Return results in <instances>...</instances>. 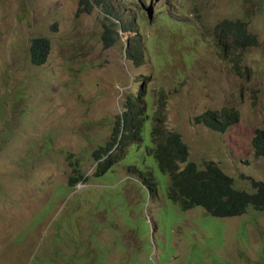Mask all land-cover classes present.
<instances>
[{
	"label": "rangeland",
	"instance_id": "obj_1",
	"mask_svg": "<svg viewBox=\"0 0 264 264\" xmlns=\"http://www.w3.org/2000/svg\"><path fill=\"white\" fill-rule=\"evenodd\" d=\"M101 2L121 22L133 19L144 63L127 58L122 30L115 43L103 40L116 24L94 3L88 11L80 0H0V264H264V213L183 210L167 195L150 130L93 177L94 151L137 95V109L181 133L189 160L216 162L244 190L264 181V156L253 146L264 122V0ZM226 18L245 19L260 46L223 50L217 25ZM177 19L201 28L182 53L176 47H188L189 36ZM39 36L51 51L34 65L29 49ZM224 107L241 112L225 132L193 121ZM74 159L91 181L71 187ZM139 170L151 172L153 192Z\"/></svg>",
	"mask_w": 264,
	"mask_h": 264
},
{
	"label": "trees",
	"instance_id": "obj_2",
	"mask_svg": "<svg viewBox=\"0 0 264 264\" xmlns=\"http://www.w3.org/2000/svg\"><path fill=\"white\" fill-rule=\"evenodd\" d=\"M99 1V0H96ZM87 2V0H85ZM107 10V7H104ZM242 23V22H238ZM133 21L129 22L128 27L135 31ZM233 25L231 22H224L219 25V29ZM115 35L116 38L113 36ZM103 37L110 43H115L119 36L115 26H106ZM126 56L133 63L140 65L145 62L147 54L143 48L140 36H135L127 41ZM145 49V50H144ZM30 60L34 65H41L46 62L47 56L51 51V41L49 38L39 36L32 39L30 45ZM139 97L129 95L127 103L124 104L125 112L118 116L115 121L110 140L104 145H100L94 151L93 156L96 168L93 177H101L109 171L118 159L121 151L134 143L143 141L144 130H150L153 148L151 153L154 159L163 168L172 171L173 167H178L179 162H185L188 157V146L177 132L167 131L155 117L149 115L144 109H137L136 105ZM239 119L238 112L232 113L228 110L221 112L207 111L197 117V121L203 122L206 126L225 131ZM145 130V131H146ZM117 147L115 157L111 155L113 147ZM253 146L257 156H264V127L256 130L253 138ZM73 171L69 178V185L75 187L83 181H91L84 171L81 170V163L78 159L72 161ZM140 171V170H139ZM185 172L191 176L194 182L193 190L178 180L174 181V190L179 198L173 197L182 207L204 206L211 214L222 217L240 216L253 207L264 213V183L254 182V191L238 190L234 187V179L225 174L220 167L211 162L206 165L204 170H200L195 163H188ZM141 176L143 174L141 173Z\"/></svg>",
	"mask_w": 264,
	"mask_h": 264
},
{
	"label": "clouds",
	"instance_id": "obj_3",
	"mask_svg": "<svg viewBox=\"0 0 264 264\" xmlns=\"http://www.w3.org/2000/svg\"><path fill=\"white\" fill-rule=\"evenodd\" d=\"M80 2L83 3V2H85V0H80ZM87 3H89V8L86 9L88 11H91L93 9V3L96 4V5H98L101 8H104L103 7V3L101 2V0H99V1H96V0H87ZM105 11L107 12V14L109 16L110 23H115L116 24L115 25V29H116V32H117V34L119 36V39L121 38L120 33H119L120 30H122L123 32L126 33L127 40L125 41V44H126L127 41H129L130 39H133L135 36H140V35H138L139 34L138 31H136L137 32V35L136 34H133L134 31H132V29L130 27H128L129 22H132L133 21L132 18L126 20L125 22H121V17H120V14L119 13H116V12H114L113 10H111L109 8H107V10H105ZM242 14H243L244 17H247V16L251 15L250 12L245 13L243 10H242ZM177 20H179L180 22H182L180 31L183 32V33L188 34V36H189V46L188 47H184V48L176 47L177 51L180 52V53H182L185 50L191 49V47H192V44L190 43V37H191L192 30L193 29L201 30V28H198L196 25L189 26L186 23V21L183 20V19H177ZM224 22H231V23H233V25L226 26V28L224 29V31H222V29H219V25H222V23H224ZM238 22H242V23H238ZM117 25L119 26V28L117 27ZM133 27H134V25H133ZM136 29H137V27H135V30ZM217 29L220 30L219 35L227 37V39L224 40L225 41L224 44L222 45V48L225 51H226V49L227 50L234 49L236 51L245 52V51H249V50L258 48L260 46V44H261V40H260V37H259L258 33L257 32H254L253 30H251L250 24H248V22L245 19H242V18H238V19H235V20L228 19V18L223 19V20H221L218 23ZM101 37L103 38V40H105L107 43H109L108 40H106V38L103 37V32H102ZM127 46H128V43H127ZM127 46H126L125 51L127 50ZM145 49H146L145 53H147V45H146ZM190 71H191L190 68H186L185 70H183L181 72V74L186 75ZM223 110H228L229 112H232V113L238 112L239 119H238V121L236 123H238L240 121V119H241V112H240V110L238 108H235V107H233V108H226V107H224V108H218V109L208 108L204 112L196 115L194 117L193 121L196 124H200V123L201 124H204L203 122L197 121V117L198 116L204 114L207 111H217V112H221ZM236 123H234L232 125H235ZM262 124H263V126H259V127H257V129L260 128V127H264V122ZM230 127H228V128H230ZM208 128H210V127H208ZM210 129H212V128H210ZM212 130H215V129H212ZM215 131H219V130H215ZM172 132H177V133H179L181 135V133L178 132V131H172ZM255 134H256V131H255ZM255 134H254V136H255ZM136 142H138V141H136ZM137 144H141V143L139 142ZM151 150H150V152H151ZM189 157H190V148L188 147V157H187V160L185 162H179L178 167H173L172 168V171L169 170V169H167V168H163L159 163H157L159 165L160 169L164 170L168 174V176H169V184H168V189H167V195L172 200H174L173 197H176V198L180 199L178 193H176L175 190H174V181H175V179L178 180L181 184H183V185H185V186H187V187H189V188H191L193 190V187H194L193 179L191 178V176L189 174H187L185 172V167L187 166L188 163H191V162L192 163H195L200 170H204L206 168V165L208 163H211V162L215 163L218 167H220L214 161H207V162H204V163H198V162L189 160ZM221 170L223 171L222 168H221ZM141 173L143 174V176H141L142 183L148 188V190H149L150 193L153 192L157 188V183L155 182V180H154L151 172L141 171ZM146 173H148V175H146ZM225 174H227V173H225ZM251 180H252V178H251ZM251 182L254 184V182H258V181L252 180ZM262 183H264V181H262ZM234 187L236 189H238V190H244V189H241L240 187H237L236 186L235 179H234ZM194 207H196V206H191V207H182L181 206V208L183 210H185V209H188L189 210V209L194 208ZM201 207H203L204 210L207 213H209L210 215L215 216V215L211 214L204 206H201ZM251 208H253V207H251ZM215 217H222V216H215ZM232 217H234V216H232Z\"/></svg>",
	"mask_w": 264,
	"mask_h": 264
}]
</instances>
